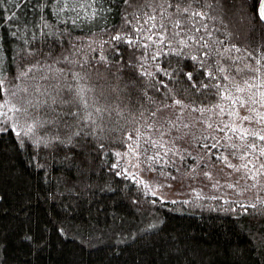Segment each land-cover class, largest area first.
Here are the masks:
<instances>
[{"label": "trees", "instance_id": "16d2710c", "mask_svg": "<svg viewBox=\"0 0 264 264\" xmlns=\"http://www.w3.org/2000/svg\"><path fill=\"white\" fill-rule=\"evenodd\" d=\"M260 2H191L193 10L208 17L201 21L208 33L202 29L196 36H204L214 51L235 45L242 53L233 57L251 53L238 66L259 68V77L264 76ZM164 3L98 0V15L92 18L86 5L69 11L59 0H0V102L20 107L27 97L36 104L29 105L28 117L19 120L18 127L9 121L0 131V264H264V203L244 209L221 197L163 201L129 178L117 162L116 152L136 141L148 159L161 149L150 141L162 145L170 134L192 143L219 142L222 150L221 145H229L227 139H215L207 127L232 122L227 115L230 101L221 100L211 86L220 83L223 88L228 82L220 79L211 59L201 57L207 49L194 41L189 47L156 49L144 38V13L158 14ZM167 15L177 18L173 8H167ZM141 26L142 31H134ZM117 34L135 43H104ZM101 53L107 64L100 60ZM191 56L201 57L205 65ZM65 57L79 64L70 65ZM221 64L228 69L226 75L240 80L233 71L236 65L223 59ZM71 71L88 79L77 82ZM207 71L217 79L209 78ZM143 72L154 73V78ZM65 83L94 89L89 96L108 108L102 121L97 118L103 132L85 135L90 127L77 125L75 117L59 116L78 109L42 103L47 93L55 96V85L63 88ZM61 95L69 96L66 91ZM173 95L187 107H163L173 104ZM217 104L225 114H219ZM193 108L213 110L202 115ZM29 126L33 131L25 135ZM76 131L80 134L74 135Z\"/></svg>", "mask_w": 264, "mask_h": 264}, {"label": "snow or ice", "instance_id": "6c2138e0", "mask_svg": "<svg viewBox=\"0 0 264 264\" xmlns=\"http://www.w3.org/2000/svg\"><path fill=\"white\" fill-rule=\"evenodd\" d=\"M59 2L62 4V7L68 8L69 11H76L78 8L87 6V10L91 11L92 18H95L98 15V10L96 9V5L98 3V0H59ZM127 2V0H126ZM191 2L192 0H176V3L173 4L171 0H165L164 4H161L160 7L163 9L159 15L162 20L167 19L171 21V27L174 29H181L184 31V34L186 36V39H180L178 40V44L182 45L183 47H189V41H194L198 44H200V47L202 49H207L206 51H203L201 53V57L208 58L213 61L212 67L215 68L216 72L220 73V79L227 81L228 83L223 85V88L220 83H216L211 85L215 90L216 94L219 95L221 100H228L231 102V107L227 111V115L233 117L232 123L224 124L223 127H221L219 130L224 131V129H229L233 135H235L239 140H241L243 143L241 145H235V144H229L228 147H231L235 149L233 151V155L237 156L240 160L247 161L246 163L240 165L239 167L232 165L231 163H228V167L234 168L236 171H240L241 168L243 169H249V165H251L252 169H255L257 173H259L260 169H264V163L259 164V167L257 168L256 164H253L252 161L249 159L250 156L253 154H256V159L259 160L260 157H264V145H258L257 141H264V112H261L259 108L256 107L257 104L260 105V108H264V101L256 99L254 96L250 97H243L241 95H233L232 89H235L236 94L244 93L246 91L245 85L247 86V89L252 88H259L264 87V83L257 84L254 83V81H258L260 79L259 68H254L248 64H245L244 67L238 66V61L241 59H246L247 57L251 56V53L244 52L241 56L233 57L231 55L232 53H242V50L240 48H237L235 45H233L231 48H225L223 52H220L219 49H216L215 51L211 49L208 45L207 40L204 36L197 37L196 35L190 34V33H199L203 29L204 32L208 33V25L207 24H200V27H197L196 25L200 23L201 21L207 19V15L203 11L199 10H193L191 8ZM187 4L185 7H181V4ZM166 4V7H165ZM151 7V5H149ZM204 7H210V5L205 4ZM167 8H173L174 14L177 16L175 20H172L171 16L167 15ZM103 10H99V14L102 15ZM180 17H183L181 19ZM259 17L262 21H264V0H262L260 6H259ZM136 16H134V19ZM199 18V19H197ZM157 16L155 13L148 14L144 13V22L145 24H149L150 22L156 21ZM73 23H75V20H73ZM152 28H158V31L160 33L158 40L159 44L169 46L170 40L166 43L165 33L167 31V27L164 23H160L158 26L156 23H151V26L149 28V31H151ZM143 30V26L139 28L134 27V31L140 32ZM156 34L153 33V35L147 36L146 39L152 40L153 44L156 43V40L153 39V36ZM181 35L180 31H173L171 33V36L173 38L178 37ZM210 35V33H209ZM110 41H121L126 42L129 45H133L135 42L132 39H125L124 36L121 35H112L109 38V41H104V43H109ZM203 41L201 44L200 42ZM214 43H216L214 41ZM219 43H223V41H220ZM74 47V46H73ZM89 47H91V43L89 42ZM144 48H148L149 45L144 44ZM102 48V45H101ZM95 50V49H93ZM183 49L181 48L180 51ZM119 54L118 52L116 53ZM176 55H179L180 52H176ZM159 56V52L155 53L152 57V59H157ZM197 56H191L190 58L193 61H198L203 67L206 63L204 59ZM219 57V58H217ZM221 59L227 60L230 62L231 65H236L233 69V71L240 76V80H236V76H229L225 73L228 72V69L225 68L221 64ZM100 60L104 61L105 64H107V57L104 56L102 53L100 55ZM65 62L70 65L79 64V61L72 59L69 60L68 57H65ZM83 64H80V67L83 68ZM133 67H143V65H133ZM33 69L29 68L27 71H32ZM61 76H65L66 73L63 71H60ZM157 71L163 72L164 75L171 78V73L167 72L164 69H160L159 66H157ZM251 73L250 76H245L244 73ZM73 77V80L79 82L81 80H87V75H81L79 72L71 71L70 73ZM142 75H145L149 78H154V73L151 72H143ZM206 75L211 79H217L216 76L213 75L212 71H207ZM187 77L189 80L192 79V74L187 73ZM47 78V77H45ZM162 83V82H160ZM0 85H2V81H0ZM165 88H167V85H163ZM202 87H208V85H203ZM56 90L55 96H53L51 93H47V99H45L42 103L44 105H48V107H52V105L59 104L61 107H67L71 106L73 110L67 113L61 112L59 113L60 117L64 116H70L75 117V123L78 125L80 123H83L85 127H90L92 131L90 133H85V135H95L96 131L99 130L100 132L104 131V127L102 124H97V118H99L101 121L103 120V114L108 111L107 107H101L99 104V100L93 97L89 96V93H92L94 91L91 87L86 86H80L79 84L76 87H73L71 83H65L64 87L61 88L59 84L54 86ZM159 89H157L158 91ZM0 91H3L2 87H0ZM27 91L26 89L24 90ZM66 91L69 96L67 99H65L61 93ZM168 93L171 94L172 90L168 89ZM259 96L264 97V92L258 93ZM173 98V104H163V107H174V106H180L181 108L187 107L183 104V102L179 99H175L174 95ZM29 105H31L33 108L36 107V104L33 103L32 100L28 99L27 97L22 98V102L20 104V107H17L15 104L6 103V104H0V131L6 130L3 125L9 123V121H12L14 126H19V120L21 119H27L28 112H29ZM216 108L220 109V115L225 114V109L220 104L215 105ZM243 108L245 109L244 115H240L239 109ZM55 111V109H52ZM157 110H161L160 108H157ZM193 111H199L202 115L204 112H211L213 109L211 108H193ZM95 113V116H94ZM11 114V115H10ZM152 116L156 115V112L153 111L151 113ZM169 123H171L169 121ZM204 123H207V121H204ZM247 125V126H246ZM252 125H261L259 131H257L255 128L252 127ZM173 127H176V125H172ZM184 127H188V125H184ZM207 127L211 128L213 127L212 124L207 123ZM15 130V129H14ZM33 128L29 126V128L25 131V135H28L29 132H32ZM137 136L140 135L139 129H134ZM80 132L76 131L74 132V135H79ZM16 135L19 136L20 132L17 131ZM129 140H132V136H128ZM227 140L231 141L232 137H226ZM136 148H133L131 144L128 145V148L135 154L136 149L139 148V141H136ZM150 146H160L157 141H150ZM203 147L207 148L209 145L204 144ZM212 148H216L217 144H212ZM145 153H147L148 149H144ZM117 156L120 155V153H116ZM127 153H125V156ZM151 159L159 160V153L155 157H151ZM218 159L223 160L224 162H227V157L222 156L218 157ZM125 171H127L125 169ZM119 174V173H117ZM207 176L208 173H205ZM251 179H256V175L253 174ZM229 187H232V185H229ZM241 207H245L244 205H241ZM252 207H255V205H252Z\"/></svg>", "mask_w": 264, "mask_h": 264}, {"label": "rangeland", "instance_id": "374dc122", "mask_svg": "<svg viewBox=\"0 0 264 264\" xmlns=\"http://www.w3.org/2000/svg\"><path fill=\"white\" fill-rule=\"evenodd\" d=\"M156 16V21L147 24L146 33L144 34L145 39L147 36L153 35V33L156 34L153 36V39L156 40L155 44H153L152 40L147 39L156 49L165 50L172 45H180L178 40L186 39L184 31L171 27V22H167L165 19L162 20L159 13ZM151 23H156L157 26L160 23L166 25L165 38L166 43L169 40L171 41L169 46L159 44L158 37L160 33L158 28H152L149 31ZM202 23L200 22L196 26L200 27ZM173 31H180L181 35L173 38L171 36ZM190 34L196 35L195 32ZM254 83H264V76H260V79L254 81ZM244 87L246 91L240 94H236L233 88V95H241L245 98L254 96L256 99L264 101V97L258 95V93L264 92V87H254L252 89H247L246 85ZM6 103L10 102H0V104ZM256 107L261 112H264V108H260L259 104ZM239 112L240 115L246 114L243 108H240ZM229 119L233 121V117L230 116ZM252 127L259 131L261 125H252ZM219 129L210 128L215 133V137L213 136L215 139L224 140L226 137L231 136L232 140H227L228 144L241 145L243 143L230 130L220 131ZM209 134H212L211 131H209ZM163 139L162 147L157 151L159 160L151 159L157 153L148 157L149 160L144 158L140 147L136 149L135 154L129 148L116 152L120 153L119 156L116 155V159L125 174L139 185L147 188L153 196L163 201L221 197L240 207L244 205L245 207H242L244 209L264 203V169H260L259 173H257L255 169H252L251 165H249V169L241 168L240 171L228 167V163L239 167L247 162L232 154L235 149L228 147V145H221L224 147L222 150L219 147V142L215 143L217 144L216 148L210 146L214 143H210V147L205 148L203 147L204 144L198 140L192 143L188 137H182L179 134H170L164 136ZM204 139L206 138L204 137ZM257 144L264 145V141H257ZM132 147L136 148V145ZM125 153H127L126 156ZM222 156L227 157V162L218 159V157ZM249 159L253 164L257 165V168L259 164L264 163V157H260L257 160L256 154L250 156ZM205 173H208V175L206 176ZM253 174L256 175V179L250 178ZM229 185H232V187H229Z\"/></svg>", "mask_w": 264, "mask_h": 264}, {"label": "water", "instance_id": "95a60500", "mask_svg": "<svg viewBox=\"0 0 264 264\" xmlns=\"http://www.w3.org/2000/svg\"><path fill=\"white\" fill-rule=\"evenodd\" d=\"M261 2H262V0H261ZM261 2H260V4H261ZM260 6V5H259ZM263 23H264V21H262Z\"/></svg>", "mask_w": 264, "mask_h": 264}]
</instances>
